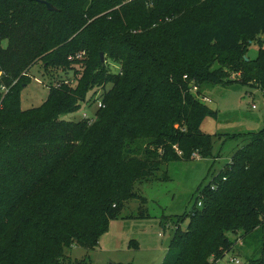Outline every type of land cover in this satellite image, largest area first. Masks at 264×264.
Wrapping results in <instances>:
<instances>
[{"label":"trees","instance_id":"trees-1","mask_svg":"<svg viewBox=\"0 0 264 264\" xmlns=\"http://www.w3.org/2000/svg\"><path fill=\"white\" fill-rule=\"evenodd\" d=\"M41 1H59L61 7L49 11ZM41 1L0 0V5H44L46 10L37 11L44 13L43 20L30 18L23 29L16 12L0 6V86L6 83L8 93L16 94L0 111V191L15 186L25 193L17 200L25 197L23 210L0 204V264H72L66 249L97 248L110 220L163 164L209 156L211 135L200 124L215 111L199 98L204 84L239 81L264 94V0H166L160 17L179 12L181 2L188 21L174 38L154 40L143 38L151 29H139L136 21L157 25L159 17L155 9H146L145 0ZM161 4L154 1L158 8ZM105 10L107 16L96 20L100 27L90 26L95 29L91 47L127 65L122 75L107 71L99 52L87 61L85 85L50 87L40 106L22 110L19 93L31 62L41 58L48 70L57 46ZM58 14L66 18L60 36L52 28ZM253 42L257 55L246 61ZM231 72L238 77L228 79ZM87 84L103 90L107 108H96L93 123L65 119L79 108L80 88ZM6 95L0 91L1 105ZM199 198L202 207L187 213L186 230L180 228L183 216L160 220L164 228H175L160 264H217L234 249L240 232L262 228L264 127L248 135ZM257 250L245 264H264V243ZM74 264L92 263L83 258Z\"/></svg>","mask_w":264,"mask_h":264},{"label":"rangeland","instance_id":"rangeland-1","mask_svg":"<svg viewBox=\"0 0 264 264\" xmlns=\"http://www.w3.org/2000/svg\"><path fill=\"white\" fill-rule=\"evenodd\" d=\"M145 1L147 2L146 9H155L154 17L159 18L157 25L152 26L149 22L145 26L142 25L140 18L136 20L139 29L143 27L151 29L143 34V38L148 37L150 40L163 39L167 36L174 38L181 24L188 21L185 14L183 15L185 3H178L179 12L169 13L162 18L159 16L161 15L160 9L168 2L166 0ZM154 1L162 3L159 8L154 5ZM131 2L134 3L133 0H124L122 4ZM51 4L55 9L61 7L59 1L51 2ZM0 6H3L5 10L7 8V11H15L16 22L20 23L23 29H25L28 19L36 18L41 21L45 18L44 13L37 14V11L46 12L44 5L39 8L25 6V4L22 6L1 4ZM120 6L119 4L110 9H119ZM109 10L95 14L79 29L76 28L68 39L59 44L57 46L59 54L55 62L48 64V70H44V60L41 58H36L31 62L22 80L27 84L19 93V104L22 110L40 106L47 98L50 87L75 88L85 85L91 69V66L87 68V61L91 57H97L100 52V50H94L95 48L91 47L92 37L90 35L95 29L90 26L94 25L99 28L96 20L103 15L107 16ZM108 18L107 20H110ZM65 20L64 14L55 15L52 28L56 31L57 36L62 34ZM55 42L57 44L59 40ZM2 44L4 46L6 41H3ZM261 46L264 47V36ZM57 49L53 48L52 52ZM258 49L257 43H250L246 56L249 59H254ZM102 53L105 69L122 75L127 65L122 67L121 63L112 59L110 53ZM238 75L236 72H231L228 79L236 78ZM16 81L14 79L13 82ZM110 87L111 85L108 84L107 88ZM3 89L0 91L6 95L9 91L6 83L5 86L3 85ZM200 89L202 95L206 97V101L202 102H206V105L215 111L214 116H207L200 124L201 130L211 135V154L204 158L196 156L189 160H176L163 164L154 177L144 181L136 188L137 196L127 201L120 215L110 220L109 228L99 238L97 248L86 250L79 246H72L66 249L68 260L72 261V264L75 260L83 258L89 259L92 264H160L175 229L172 225L170 228H164L160 224V220L168 216L172 219L183 216L180 228L186 230L189 223L187 213H190L196 206L200 191L212 181L214 175L230 162L235 151L246 144L248 135L264 127V94L259 87L236 81L229 84L207 83ZM80 90L82 96L78 100L79 108L64 118L81 120L86 114L87 118L85 119L93 123L95 119L92 117L97 108V101L102 100L104 96L103 90L99 89L96 84H87L86 88H80ZM15 95L14 91L6 95L4 104H0V111ZM103 108L106 109L107 106L104 104ZM21 192L15 186L10 191H0V198H2L0 204L10 205L12 203L16 210H23L25 197L17 201L25 194H21ZM142 196L146 201L141 199ZM238 235L242 237L237 240L234 249L217 264H235L231 258L237 259L239 264H245L254 249L261 251L264 243V222L257 233L246 235L240 232ZM230 237L234 240L236 235H230ZM256 253L255 256H262Z\"/></svg>","mask_w":264,"mask_h":264},{"label":"built area","instance_id":"built-area-1","mask_svg":"<svg viewBox=\"0 0 264 264\" xmlns=\"http://www.w3.org/2000/svg\"><path fill=\"white\" fill-rule=\"evenodd\" d=\"M0 89H3V86H0ZM3 90H4V89H3ZM193 90H196V87H195ZM199 98H200L201 101H203V100L206 101V97L203 96V95H200ZM204 101H203V102H204ZM205 104H206V102H205ZM103 105H104V104H103L102 100L97 101V108H101V107H103ZM83 118H84V119L87 118V115L84 114V115H83ZM211 188H213V186H211ZM201 207H202V201H201V199L199 198V199L197 200L196 206L194 207L193 210L198 209V208H201ZM191 213H193V212H191ZM231 260H234V263H235V264H239V261H238L237 259H235V258H231Z\"/></svg>","mask_w":264,"mask_h":264},{"label":"water","instance_id":"water-1","mask_svg":"<svg viewBox=\"0 0 264 264\" xmlns=\"http://www.w3.org/2000/svg\"><path fill=\"white\" fill-rule=\"evenodd\" d=\"M30 1H41V0H30ZM41 2H43V3L46 5L47 10H49V11H53V10L55 9V8L53 7V5H52L50 2H47V1H41ZM99 55H100L101 61H103V53L100 52ZM243 57H244V59H245L246 61L249 60V58H248L246 55H244Z\"/></svg>","mask_w":264,"mask_h":264},{"label":"crops","instance_id":"crops-1","mask_svg":"<svg viewBox=\"0 0 264 264\" xmlns=\"http://www.w3.org/2000/svg\"><path fill=\"white\" fill-rule=\"evenodd\" d=\"M264 34L261 36V38H263ZM208 106V105H207Z\"/></svg>","mask_w":264,"mask_h":264}]
</instances>
